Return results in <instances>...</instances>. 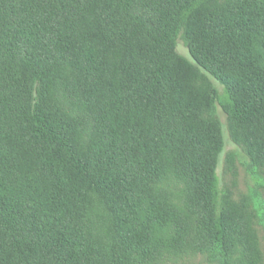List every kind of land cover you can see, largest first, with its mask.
<instances>
[{"label":"trees","instance_id":"1","mask_svg":"<svg viewBox=\"0 0 264 264\" xmlns=\"http://www.w3.org/2000/svg\"><path fill=\"white\" fill-rule=\"evenodd\" d=\"M218 105L263 165L264 0H0V264H258Z\"/></svg>","mask_w":264,"mask_h":264},{"label":"rangeland","instance_id":"2","mask_svg":"<svg viewBox=\"0 0 264 264\" xmlns=\"http://www.w3.org/2000/svg\"><path fill=\"white\" fill-rule=\"evenodd\" d=\"M177 51L191 59L189 50L181 37L177 40ZM219 93L221 84L213 80ZM224 130V150L220 155L217 173L225 202L238 211L253 231L257 252L261 256L258 264H264V164L253 163L246 147L234 142L228 126L227 114L218 105L216 114ZM153 264H224L211 260L207 254L194 251L190 246L180 250H165ZM228 264H233V261Z\"/></svg>","mask_w":264,"mask_h":264}]
</instances>
